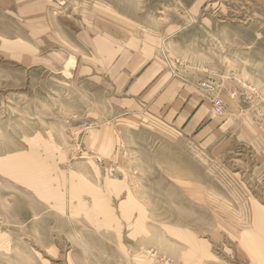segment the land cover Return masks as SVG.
Listing matches in <instances>:
<instances>
[{"label": "rangeland", "instance_id": "1", "mask_svg": "<svg viewBox=\"0 0 264 264\" xmlns=\"http://www.w3.org/2000/svg\"><path fill=\"white\" fill-rule=\"evenodd\" d=\"M192 1L0 0V264H264V0ZM134 23L214 131L108 119L82 34Z\"/></svg>", "mask_w": 264, "mask_h": 264}, {"label": "crops", "instance_id": "2", "mask_svg": "<svg viewBox=\"0 0 264 264\" xmlns=\"http://www.w3.org/2000/svg\"><path fill=\"white\" fill-rule=\"evenodd\" d=\"M189 9L193 14L198 11L197 0ZM170 28L175 30L174 26L149 28L134 23L128 28L102 24L93 34L86 29L82 36L90 53L85 55V75L93 80L101 77L109 85L107 101L112 115L108 119L122 117L127 122L124 128L140 120L191 135L210 125L214 131L209 92L200 88L198 79L173 76L158 53V41L152 35L163 37ZM105 119L90 124L102 126L109 122Z\"/></svg>", "mask_w": 264, "mask_h": 264}, {"label": "built area", "instance_id": "3", "mask_svg": "<svg viewBox=\"0 0 264 264\" xmlns=\"http://www.w3.org/2000/svg\"><path fill=\"white\" fill-rule=\"evenodd\" d=\"M204 90H207L209 92H212L213 97L211 100V104H212V108L213 111L216 115H223L224 113V103L223 100L221 99V97L217 94V92L215 91V89H217V86L215 84H213L211 81L205 80L202 81L199 84ZM234 92L230 93V96H233Z\"/></svg>", "mask_w": 264, "mask_h": 264}]
</instances>
